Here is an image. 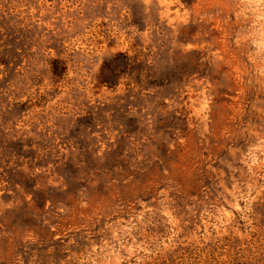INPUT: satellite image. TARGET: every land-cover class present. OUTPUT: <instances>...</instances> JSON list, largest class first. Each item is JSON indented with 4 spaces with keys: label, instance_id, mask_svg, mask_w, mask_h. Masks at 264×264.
I'll list each match as a JSON object with an SVG mask.
<instances>
[{
    "label": "rangeland",
    "instance_id": "obj_1",
    "mask_svg": "<svg viewBox=\"0 0 264 264\" xmlns=\"http://www.w3.org/2000/svg\"><path fill=\"white\" fill-rule=\"evenodd\" d=\"M264 264V0H0V264Z\"/></svg>",
    "mask_w": 264,
    "mask_h": 264
},
{
    "label": "trees",
    "instance_id": "obj_2",
    "mask_svg": "<svg viewBox=\"0 0 264 264\" xmlns=\"http://www.w3.org/2000/svg\"><path fill=\"white\" fill-rule=\"evenodd\" d=\"M146 264H155V263H154V260H152V261H150V262H148Z\"/></svg>",
    "mask_w": 264,
    "mask_h": 264
}]
</instances>
